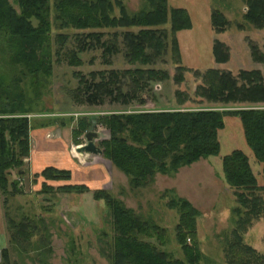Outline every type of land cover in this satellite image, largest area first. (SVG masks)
Masks as SVG:
<instances>
[{"label": "trees", "instance_id": "obj_1", "mask_svg": "<svg viewBox=\"0 0 264 264\" xmlns=\"http://www.w3.org/2000/svg\"><path fill=\"white\" fill-rule=\"evenodd\" d=\"M20 11L10 0H0V36L6 39L13 65L22 64L35 79L52 72L51 54L57 44L56 55L66 47L70 33L75 29L77 48L70 51V62L82 64L80 52L101 46L103 56L120 50L114 39L103 40V29L118 28L123 33L124 55L142 67L119 70L116 68L91 71L89 76L80 74L84 101L102 104L105 97L130 104L134 100L143 104V93L151 89L153 81L167 80L166 70L153 65L163 59L169 50L176 63L175 82L185 81V72L192 70L182 64V54L177 33L193 26L189 11L184 7H170L169 0H145V5L132 12L126 0H17ZM246 5L244 18L258 29H264V0H243ZM212 28L216 33L225 32L230 20L219 9L211 12ZM169 25V28L167 27ZM134 28H137L135 30ZM53 29L57 32L53 36ZM119 33L114 32L116 38ZM256 46V45H254ZM257 58L264 54L253 47ZM213 56L217 63L230 59L229 47L216 39ZM259 52V53H258ZM200 77L195 89L199 102L208 101L219 107L240 106L236 109L218 107L182 108L193 97L177 89L178 108L120 111L104 113L98 122L110 131L102 140L103 156L126 174L131 188L151 184L157 173L174 175L183 166H190L201 159H211L219 168L229 188L233 189L237 205L233 208L235 226L225 241L226 262L229 264H264V253L251 244L244 243V233L264 219V71L209 68L205 72L195 69ZM17 82V81H16ZM25 95L21 87L10 84L0 73V192L20 193L19 181L11 177L16 169L19 175L23 158L30 154V121L23 108ZM235 116L243 127L247 148L236 147L221 153V136L227 116ZM91 126L88 116L78 117L75 135L83 134ZM26 173V171H25ZM41 175L50 180H70L67 170L47 166ZM47 185V183H44ZM63 192H86V185L65 184ZM172 191V190H170ZM94 198L104 199L113 216L114 239L109 253L110 264H214L200 248L197 221L200 211L188 199L171 197L168 206L180 214L176 225V239L185 256L176 257L146 238L155 232L162 239L157 224L143 220L108 190H93ZM30 223H19L24 230ZM16 241L19 239L15 235ZM190 241V243L187 242ZM2 256L9 257L7 249ZM205 262V263H204Z\"/></svg>", "mask_w": 264, "mask_h": 264}, {"label": "rangeland", "instance_id": "obj_2", "mask_svg": "<svg viewBox=\"0 0 264 264\" xmlns=\"http://www.w3.org/2000/svg\"><path fill=\"white\" fill-rule=\"evenodd\" d=\"M10 1L20 11L17 0ZM126 5L130 11L135 12L145 5V0H126ZM169 5L184 7L191 15L192 28L179 31L177 37L182 64L192 70L186 71L185 81L177 84L174 79L176 63L170 50L163 59L157 60L153 65H147L146 67L166 70L169 79L151 82V89L142 92L145 101L143 104L134 100L127 105L109 97H105L102 104H88L84 101L83 85L80 84L78 71L90 77L91 71L112 68L121 71L143 66L138 62L132 63L125 57L123 33L118 28L103 29L102 39L106 42L117 39L115 41L120 47L119 52L106 55L111 63L103 56V47L97 46L80 52V66L70 62V51L78 45V31L64 30L70 33L71 37L61 54L56 55L58 46H53L52 72L44 77L47 80L45 83L42 82L44 72L35 79L34 74L22 64L13 65L6 39L0 36V73L9 79L10 84L18 83L25 95L22 104L29 112L23 116H27L30 121V150L32 129L49 141L58 136L59 132L56 133L55 130H60V134L63 129L68 132L71 130L73 143H70L66 150L77 157V163L106 165L109 183L108 189L105 190L119 199L123 197L124 204L132 208L143 220H149L164 229V232H161L162 239H158L152 231L151 236L146 238L148 241L172 252L176 257L185 256L176 239V225L180 214L168 206L171 197L183 196L192 200L200 209L197 238L201 240V251L214 264H229L222 247L236 225L231 210L237 202L233 189L225 183L219 168L211 159H201L186 166L187 168H183L178 175L157 173L151 184L133 189L126 174L103 154H88L87 158L81 160V154L76 152V146L87 142L85 134L88 131L99 133L96 143L100 147L102 140L110 137V131L97 120L100 115L120 111L178 108L175 95L177 89L187 91L193 97V100L186 102L182 108L240 107L230 105L220 108L217 103L206 100L199 102L200 98L194 94L200 82V77L194 73L195 69L203 73L214 67L231 70L235 75L243 69L264 71V57L257 58L253 50V47H259L260 52L264 54V29H258L245 20L247 9L243 0H169ZM215 8L221 10L230 20V26L225 32L216 33L212 28L211 12ZM167 27L169 28V25ZM116 31L119 35L115 38L113 34ZM56 32L57 30L53 29V36ZM216 39L225 42L229 47L230 59L227 63H217L214 59L212 48ZM261 105L257 107H264ZM83 115L89 117L91 126L83 134L75 135L78 117ZM226 121L221 136V153H228L236 147L247 148L240 122L232 115L227 116ZM23 163L26 173L21 176L15 169L11 175L14 179L20 178L21 192H0V264H110L109 253L115 231L113 216L104 199H95L93 192L89 191L81 194L63 192L59 190V186L66 180L46 179L41 175L42 171L32 174L29 171L30 154L23 158ZM118 173L123 176H118ZM41 177L49 180L47 185ZM50 181L55 182L51 184ZM21 222L30 224L19 233L17 225ZM15 235L18 241L13 239ZM263 236L264 223H257L244 233V243L251 244L264 253ZM187 242L190 243L188 240ZM3 249L9 252L7 259L2 256Z\"/></svg>", "mask_w": 264, "mask_h": 264}, {"label": "crops", "instance_id": "obj_3", "mask_svg": "<svg viewBox=\"0 0 264 264\" xmlns=\"http://www.w3.org/2000/svg\"><path fill=\"white\" fill-rule=\"evenodd\" d=\"M35 131L36 130L33 129L31 131L32 146L30 150L31 164L29 171H31L32 174H36V173L39 174L47 166H54L59 169L67 170L71 174L70 180L64 181L65 183L60 184V186L65 184L86 185L90 188L89 192H93V190H97V189H108L107 184L109 183V173L106 165L98 166L99 164L97 163H96L97 165L83 164V163L78 164L77 157L73 156L69 151L66 150V148L69 147L68 145L70 143L71 144L73 143L71 141V132H72L71 130L68 132L65 129H63L61 134H60V130L59 131L55 130L56 133L59 132V134L52 141L46 140L43 137V135H41V133H37ZM87 155L88 154L85 155L81 154V160L87 158ZM183 168H187V167L186 166L181 167L177 172V175L180 174ZM121 175L120 173H118V176ZM48 181L49 180H45L44 182L47 183ZM54 182L55 181L52 182L50 181L51 184H54ZM70 193L81 194L78 192H70ZM120 199L123 201V197H121ZM188 200L191 203H193L192 200L190 199ZM196 208L200 210L198 207ZM233 208L231 210L232 212H233ZM258 223H264V220L262 219ZM263 240H264V236H263ZM199 242H201V240H199ZM225 244L226 243H223V247H222L223 251L225 248L224 247Z\"/></svg>", "mask_w": 264, "mask_h": 264}, {"label": "water", "instance_id": "obj_4", "mask_svg": "<svg viewBox=\"0 0 264 264\" xmlns=\"http://www.w3.org/2000/svg\"><path fill=\"white\" fill-rule=\"evenodd\" d=\"M85 138L87 142L76 146V152L80 154H103V149L96 143L97 138H99V133L97 131H88L85 134ZM20 173H25V170L20 171Z\"/></svg>", "mask_w": 264, "mask_h": 264}, {"label": "built area", "instance_id": "obj_5", "mask_svg": "<svg viewBox=\"0 0 264 264\" xmlns=\"http://www.w3.org/2000/svg\"><path fill=\"white\" fill-rule=\"evenodd\" d=\"M20 180V178H18V181Z\"/></svg>", "mask_w": 264, "mask_h": 264}]
</instances>
